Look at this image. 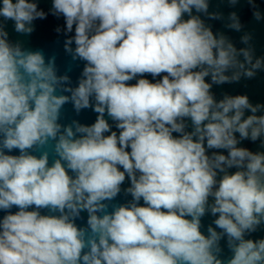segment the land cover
<instances>
[{
	"label": "clouds",
	"instance_id": "obj_1",
	"mask_svg": "<svg viewBox=\"0 0 264 264\" xmlns=\"http://www.w3.org/2000/svg\"><path fill=\"white\" fill-rule=\"evenodd\" d=\"M40 2L0 0V264H264V102L213 92L264 72L253 33L211 0ZM49 14L74 86L10 39Z\"/></svg>",
	"mask_w": 264,
	"mask_h": 264
},
{
	"label": "water",
	"instance_id": "obj_2",
	"mask_svg": "<svg viewBox=\"0 0 264 264\" xmlns=\"http://www.w3.org/2000/svg\"><path fill=\"white\" fill-rule=\"evenodd\" d=\"M262 11H264V5H259ZM40 8L45 12L51 8V0H41ZM210 12L219 11L224 15L223 20H207L206 23L212 25L214 31H223L228 35L237 48L246 47V45L240 42V37L245 31L253 33V40L251 43L255 47V55L257 57L264 55V20L257 22L252 17V12L249 6L241 0L234 8L229 6L221 0H211ZM231 11H236L242 22L245 24V28L241 32L229 30L224 27L228 23L227 16ZM35 31L31 35H19L16 34L12 29V23H8V31L10 33V39L15 42L17 40L23 42V46L28 50H42L46 60L52 56H55L56 66L58 74L67 73L71 79L73 86L77 82V78L82 70V62L73 63L71 57L65 53L63 43L65 37L61 34L58 35L55 32L57 25H63L62 20H58L52 15H48L44 20L34 21ZM243 59V57H241ZM213 92L217 99L222 98L223 93L229 94H243L247 93L252 103L264 102V72L258 73L257 77L252 80H242L239 83L225 84L220 86H213ZM96 113L92 110H82L79 116L75 114L71 104H67L63 110L62 122H69L71 119H78L81 123H92L95 121ZM244 145L257 150L259 142L253 144L249 141H244ZM125 186H127V181ZM126 198L121 196L118 198V202H124ZM127 199H130L128 197ZM212 220V217L206 216L203 220L204 224L207 225ZM257 236L264 235V233H256Z\"/></svg>",
	"mask_w": 264,
	"mask_h": 264
}]
</instances>
